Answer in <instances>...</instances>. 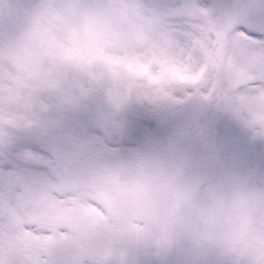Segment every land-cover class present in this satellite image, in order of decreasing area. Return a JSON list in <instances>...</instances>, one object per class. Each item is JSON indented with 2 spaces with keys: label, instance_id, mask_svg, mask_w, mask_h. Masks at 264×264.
Wrapping results in <instances>:
<instances>
[{
  "label": "snow or ice",
  "instance_id": "obj_1",
  "mask_svg": "<svg viewBox=\"0 0 264 264\" xmlns=\"http://www.w3.org/2000/svg\"><path fill=\"white\" fill-rule=\"evenodd\" d=\"M149 3L160 53L190 78L172 91L215 95L264 126V0ZM61 4L0 5V264H126L109 248L118 221L108 128L128 97L76 59Z\"/></svg>",
  "mask_w": 264,
  "mask_h": 264
},
{
  "label": "clouds",
  "instance_id": "obj_2",
  "mask_svg": "<svg viewBox=\"0 0 264 264\" xmlns=\"http://www.w3.org/2000/svg\"><path fill=\"white\" fill-rule=\"evenodd\" d=\"M65 41L78 61L132 75L154 90L180 80L160 53L164 34L149 0H62ZM264 137V126L256 128ZM114 190L116 204L144 227L137 244L157 255L182 249L198 264H264V183L195 166L183 153L151 151Z\"/></svg>",
  "mask_w": 264,
  "mask_h": 264
},
{
  "label": "flooded vegetation",
  "instance_id": "obj_3",
  "mask_svg": "<svg viewBox=\"0 0 264 264\" xmlns=\"http://www.w3.org/2000/svg\"><path fill=\"white\" fill-rule=\"evenodd\" d=\"M176 94L152 104L149 116L128 128L129 153L109 166L114 190L132 168L144 162L141 154L151 151L180 152L195 166L223 168L264 183V137L257 134V126L247 124L215 95ZM113 204L118 222L109 248L126 264H198L182 249L157 255L137 244L143 223L119 207L114 196ZM207 264H216V259L210 256Z\"/></svg>",
  "mask_w": 264,
  "mask_h": 264
},
{
  "label": "rangeland",
  "instance_id": "obj_4",
  "mask_svg": "<svg viewBox=\"0 0 264 264\" xmlns=\"http://www.w3.org/2000/svg\"><path fill=\"white\" fill-rule=\"evenodd\" d=\"M7 0H0V5L5 6L6 11ZM88 69H102L104 72L108 73L116 80L119 85L123 88L124 93L128 98L124 99L118 104V111L114 121L110 122L108 128V147L113 151L115 159H119L125 152L127 146V138L125 132V125L128 124V121L135 120L136 116L139 117L143 115V112L138 109L139 105H144V102L139 101L136 103V100L139 97V92H136V89L140 87L139 84L133 79H126L123 75H118L112 73L100 65H86L80 61ZM180 72V71H178ZM182 73V72H180ZM130 94V95H129ZM125 104V105H124Z\"/></svg>",
  "mask_w": 264,
  "mask_h": 264
}]
</instances>
